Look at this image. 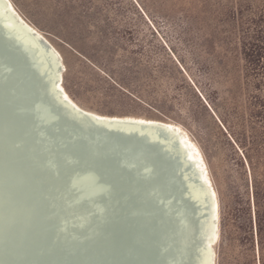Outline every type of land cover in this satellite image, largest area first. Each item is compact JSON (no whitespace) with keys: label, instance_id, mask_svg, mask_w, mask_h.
Returning <instances> with one entry per match:
<instances>
[{"label":"water","instance_id":"1","mask_svg":"<svg viewBox=\"0 0 264 264\" xmlns=\"http://www.w3.org/2000/svg\"><path fill=\"white\" fill-rule=\"evenodd\" d=\"M7 17L12 24L6 22ZM51 63L38 40L0 9V98L9 94L14 103L13 108L5 110L11 122L4 129L6 152L3 150L1 157L13 161L15 168L28 165L29 174H43L47 180L61 181L66 186L67 190L63 185L50 188L46 197L47 210H54L63 220L54 236L55 241L60 240L56 242L58 250L68 249L71 240L87 244L86 236L77 237L72 230L76 226L86 229L91 216L97 215L101 226L108 224L106 216L97 214L96 203L88 213L76 211L81 201L91 200L90 196L97 202L106 196L98 180L101 172L111 171L118 180H130L131 176V180H141L147 187H164L162 194L153 189L146 198L164 210L167 223L175 215L179 219L176 235L165 246L174 250V258H161L160 264H203L206 251L201 244L209 236L201 218L204 212L198 211L210 198L183 148L173 144L170 134L151 136L147 128L136 122H128L134 124L125 128L126 124L118 123L126 121L107 120L83 109L86 114H77V108L62 95L58 73ZM10 153L12 156H7ZM112 159L117 163L110 166L106 161ZM164 169L170 170L165 179ZM185 170L190 176L184 175ZM199 195H203L202 200ZM122 200L126 203L131 197L125 195ZM109 216L112 218L113 212ZM42 228L49 230L47 225ZM103 230L97 233L103 235ZM71 251L67 259L65 256V264L70 263ZM104 259V264H112L114 259L124 260V256L110 251Z\"/></svg>","mask_w":264,"mask_h":264},{"label":"rangeland","instance_id":"2","mask_svg":"<svg viewBox=\"0 0 264 264\" xmlns=\"http://www.w3.org/2000/svg\"><path fill=\"white\" fill-rule=\"evenodd\" d=\"M12 2L61 54L63 50V85L82 107L173 121L191 135L219 200L215 261L231 260L237 248L225 230L226 211L246 180L239 158L190 85L193 77L208 90L202 46L184 41L180 23L89 17L77 0Z\"/></svg>","mask_w":264,"mask_h":264},{"label":"bare ground","instance_id":"3","mask_svg":"<svg viewBox=\"0 0 264 264\" xmlns=\"http://www.w3.org/2000/svg\"><path fill=\"white\" fill-rule=\"evenodd\" d=\"M0 9L5 15L10 14L15 23L22 25L49 54L52 60L51 65L58 73L57 79L61 93L74 108H77L75 109L77 114H86L82 113L84 110L107 120L126 121L127 123H118L126 124L125 128H129L127 125L134 124L128 122H136L147 128L151 136L154 133L160 136L163 132L170 134L173 144L183 148L209 193L210 200L202 203L207 205L198 211L204 212L201 218L206 223L205 234L209 236L204 239L201 246L206 251L203 264H216L215 246L219 235L220 219L219 200L206 162L191 135L180 124L173 121L137 115H109L82 107L63 85L66 65L59 50L40 29L26 20L12 0H0ZM7 19L6 22L12 24L9 17ZM9 107L13 108L14 103L8 94L6 98H0V264H53L54 262L65 264V256L67 259L68 252L72 249L69 264H104V256L110 251L120 252L124 256V260L114 259L112 264H160L161 258H174V250L165 246L168 239H173L176 235L179 219L175 215L167 223L164 210L146 200L151 190L157 189L162 194L165 191L164 187L159 185L147 187L141 180H131V176L130 180H118L111 171L101 172L98 180L106 196L99 202L94 196H90L91 200L81 201L76 211L88 213L96 203L99 210L97 214L104 218L106 216L108 224L101 226V219L97 215L91 216V219L87 221L86 229L76 226L72 230L77 237L86 236L84 242L87 244L81 245L77 244L78 241L71 240L68 249L59 251L60 240L56 243L54 236L63 220L59 215L54 214V210L53 212L47 210L46 197L50 194V188L64 185L61 181L47 180L43 174H29L28 165H21L20 169L15 168L13 161L1 157L3 150L6 152V144L3 141L4 129L11 122L10 117L5 113L6 108ZM12 121H17V118L14 116ZM162 139L167 142L164 136ZM168 144L167 142L166 145ZM7 156H12V153ZM106 162L110 166L117 163L115 159ZM169 172V169H164L162 177L167 178ZM184 175L188 177L190 172L185 170ZM196 176L194 175V178ZM63 189L67 190L66 186ZM125 195H129L131 201L125 203L122 200ZM199 197V200H202L203 195ZM63 210L64 207L60 204V211ZM109 212H113L112 218ZM43 225H47L49 230L44 231ZM99 230H103V235L97 233Z\"/></svg>","mask_w":264,"mask_h":264},{"label":"trees","instance_id":"4","mask_svg":"<svg viewBox=\"0 0 264 264\" xmlns=\"http://www.w3.org/2000/svg\"><path fill=\"white\" fill-rule=\"evenodd\" d=\"M77 1L89 17L180 23L184 41L202 46L208 90L193 77L190 85L246 180L226 211L225 230L237 253L223 264H264V0Z\"/></svg>","mask_w":264,"mask_h":264}]
</instances>
